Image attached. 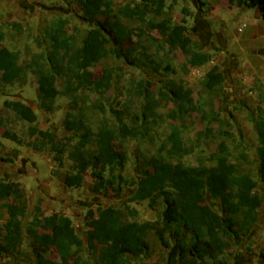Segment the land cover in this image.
I'll list each match as a JSON object with an SVG mask.
<instances>
[{"label":"rangeland","instance_id":"1","mask_svg":"<svg viewBox=\"0 0 264 264\" xmlns=\"http://www.w3.org/2000/svg\"><path fill=\"white\" fill-rule=\"evenodd\" d=\"M211 1L209 8L200 13L193 0H166L164 18L171 23L187 25L197 50L209 56L205 65L191 67L189 58L181 51L172 53L162 36L148 22L124 19L123 24L132 35L123 47H119L113 43L109 30H105L104 17H99L94 24L86 23L76 0H0V32L5 34L2 55L9 58L13 53H19L21 64L26 65L34 56L43 54L48 59L47 68L57 75L56 86L49 92L56 99L52 112L42 108L41 92L34 74L29 73L26 79L13 85L2 83L0 78V109H4L5 101H21L38 116L37 123L31 125L7 111L6 126L0 127V141L5 147L1 156L12 160L11 163L0 162V179L9 175L10 180L19 182L26 191L28 203L22 244L17 253L1 255L0 264H38L37 252L65 264H73L79 258L83 263L94 262L95 257L89 254L86 245L90 210L97 212L99 208L114 207L123 211L129 221L142 225L151 223L156 228H162L166 208L163 199L152 208L148 201L140 204L131 202V197L136 189L135 183L144 171V161L158 154L168 157L171 129L182 123L188 129L184 134L185 146L191 151L183 159L185 165H205L223 170L234 166L243 173L251 174L258 182L255 193L263 199L258 221L240 244L226 251L225 259L228 264H264V184L260 175V143L254 128V121L264 112V87L256 72L246 67L251 57L264 61V54L253 56L251 51L245 54L241 49L240 57H233V47L228 48L225 35L227 25L228 34L235 44L238 40L236 33L248 38L256 24L255 10L239 12L227 20L229 9L238 6L237 3L231 5L230 0ZM127 4L135 7L142 1L113 0V13L117 14ZM59 19L70 21L67 32L74 36L78 47L82 45L87 32L99 30L104 33L109 51L107 59L82 74V84L74 82L77 92L71 94L66 91L67 56L64 52L53 51L45 37L46 28ZM149 20H155L153 15L149 16ZM243 24L246 27L240 32ZM261 25L264 28L262 22ZM259 35L255 48L264 49V33ZM223 51L222 58H217L221 57ZM214 63H219L226 83L222 90L210 93L204 89L203 83ZM107 68L113 72L112 86L105 94L96 93L92 83ZM169 81L191 89L192 104L208 112H211V105L214 104L223 122L205 123L199 113L188 115L184 121L173 118L177 102L160 99V93L166 91ZM70 113L81 115L84 119L82 132L65 130L63 122ZM119 117L136 129L146 128L147 137L119 138L110 152L127 155L123 166L91 169L85 175L81 188L65 187L62 175L72 168L70 153L73 147L96 152L93 135L105 127L117 130ZM31 127L51 133L66 147L63 167L55 164L52 152H38L29 146L35 141L29 135ZM164 146H167V150L160 153ZM100 176L108 181L107 189L96 192L95 187L101 182ZM39 201H42L41 208L46 217L58 213L72 220L84 252L76 250L74 258L61 259L50 243L54 231L39 229V234L44 237L42 245L28 234ZM5 204L14 206L12 200ZM208 204L218 213L222 212L219 201L210 199ZM128 209L133 210L135 215L131 216ZM9 212V208H0V227L8 220ZM166 239L174 245L175 240L170 235L167 234ZM148 242L151 247L149 256L142 259L127 256L129 264H167L170 250L155 232H150Z\"/></svg>","mask_w":264,"mask_h":264},{"label":"trees","instance_id":"2","mask_svg":"<svg viewBox=\"0 0 264 264\" xmlns=\"http://www.w3.org/2000/svg\"><path fill=\"white\" fill-rule=\"evenodd\" d=\"M82 10V19L94 24L99 17L105 19V30H109L113 43L123 47L132 32L123 24L124 19H137L149 23L162 36L172 53L181 51L189 59L191 67H201L209 61V56L200 50L189 35L185 24L171 23L164 18L166 0H141L142 4L133 7L127 4L117 14L113 13V0H76ZM201 13L209 8L208 0H195ZM239 7L258 9L264 23V0H230ZM153 15L154 21L149 20ZM70 21L59 19L51 23L45 30V37L55 52H64L67 56L65 75L67 93H76L74 82H84L82 74L95 67L109 57L107 41L104 33L91 30L85 35L82 45L78 47L74 36L67 32ZM5 34L0 32V78L6 85H13L28 77L29 73L36 76L42 108L47 112L54 111L56 99L49 92L56 86L57 75L47 68L48 59L45 55L34 56L26 65L21 64L19 53L6 58L1 53ZM131 52V51H130ZM170 67H168L169 69ZM113 72L105 69L102 76L92 83L93 91L105 94L112 86ZM226 78L219 66L211 68L205 77L203 86L207 92H215L224 88ZM193 92L182 84L174 81L167 83L166 91L160 93L161 100L172 99L177 102V110L172 117L184 121L188 115L199 113L205 123H222L223 119L211 105V112L203 107L192 104ZM13 113L17 119L28 124H36L38 116L35 111L21 101H5L4 109H0V127L6 126L5 112ZM120 126L117 130L105 127L100 133L93 135L97 146L96 152H88L80 147H73L70 153L72 168L62 175V182L70 189L81 188L85 175L91 169L106 166L116 169L127 161L123 152H110L119 138L137 139L147 137L146 128L136 129L119 117ZM67 132L80 133L85 128L81 115L70 113L63 122ZM260 147L258 149L261 168V181L264 184V112L254 121ZM184 123L174 125L168 137L169 149L164 146L160 153L167 150L168 157L158 154L144 161V171L135 183L131 202L140 204L150 202V206H158L163 199L166 206L163 213V227L156 228L153 224H139L125 218V213L114 207L99 208L97 212L90 210L86 234L87 251L95 257L92 263H83L81 258L73 264H129L127 256L135 259L147 258L150 254L148 235L150 232L160 238L168 248L167 264H228L225 253L234 245L240 244L258 221L259 210L263 199L255 193L258 182L249 173H243L234 166L227 170L209 168L205 165L187 166L183 159L191 154L185 146L184 134L187 132ZM30 138L35 141L30 147L38 152L50 151L54 154V162L58 167L64 166L66 147L49 132L31 127ZM4 145L0 141V162L11 163V159L1 156ZM101 182L95 187L96 192L107 189V182L102 176ZM212 199L219 201L222 212L218 213L208 204ZM12 200L14 206L5 202ZM42 201L35 207V215L28 228L39 245L44 237L39 229L54 231L51 245L61 259L74 258L76 250L84 252L80 236L72 220L62 214L45 216L41 208ZM9 208V217L0 227V256L13 255L18 252L23 240V221L28 213L26 191L19 182L10 180L9 175L0 179V208ZM131 216L133 210L128 209ZM175 240L172 245L166 236ZM264 258V253H263ZM38 264H65L48 259L42 252H37Z\"/></svg>","mask_w":264,"mask_h":264},{"label":"crops","instance_id":"3","mask_svg":"<svg viewBox=\"0 0 264 264\" xmlns=\"http://www.w3.org/2000/svg\"><path fill=\"white\" fill-rule=\"evenodd\" d=\"M212 1L208 0L207 4L208 6H210V3ZM194 5L197 6L196 1L193 0ZM198 8V7H197ZM199 10V9H198ZM246 10H255V17H256V24L252 29L251 35L248 38H243L241 37L240 33H236V36L238 38L237 43L235 44L232 41V37L229 36L228 34V30H227V25L225 28V35H226V39L228 40V48L233 47V52L231 53V55L234 57V55H236L237 57H240V50L243 49L244 53L246 54L248 51H251V53H253V56H256L257 54H264V49H256L255 48V43H257L258 37H260L259 34H263L264 33V28L261 25H264L261 14L259 12L258 9H248L245 7H239V6H234L233 9H229L228 13H227V20L228 18H232L235 17L239 14V12H245ZM200 12V11H199ZM201 13V12H200ZM246 27L245 24H243L242 26H240L239 30L240 32H242V30H244ZM228 36V38H227ZM232 41V42H231ZM236 49V50H235ZM225 53V51H223L221 53V57H217V58H222V54ZM214 66H219V63H214ZM213 66V67H214ZM220 67V66H219ZM246 67H248L251 71H255L256 74L261 78L262 83H263V87H264V61L258 60L254 57H251L249 60V63L246 64ZM221 71V69H220ZM222 72V71H221ZM226 83V81H225Z\"/></svg>","mask_w":264,"mask_h":264}]
</instances>
